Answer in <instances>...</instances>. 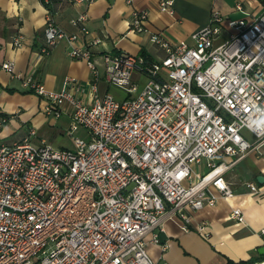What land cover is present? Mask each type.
Masks as SVG:
<instances>
[{
	"label": "built area",
	"instance_id": "2783aa9c",
	"mask_svg": "<svg viewBox=\"0 0 264 264\" xmlns=\"http://www.w3.org/2000/svg\"><path fill=\"white\" fill-rule=\"evenodd\" d=\"M173 3L161 0L158 9L172 16ZM235 9L245 18L225 21L213 10L191 45L148 31L164 52L149 68L151 76L141 72V55L125 53L103 55L101 75L89 49L71 46L77 36L47 16L41 54L67 41L71 59L84 60L91 72L92 100L82 102L75 79L66 78L57 92L30 75L21 79L44 101L45 114L58 119L69 107L73 147L34 144L35 128L0 146V264H154L147 247L167 249L159 237L164 218L181 219L187 231L186 211L234 196L225 173L264 144V10L249 19L241 4ZM147 21V12L133 10L128 32L147 31ZM86 22L80 14L72 24L87 35ZM225 26L231 32L224 36ZM102 43L90 41L92 47ZM12 45L20 48L21 38ZM0 70L15 77L10 61ZM102 79L125 97L100 94ZM8 120L0 117V128ZM78 129L86 137H74ZM244 185L250 195L264 197V187ZM230 219L244 222L240 209ZM196 230L208 237L205 224Z\"/></svg>",
	"mask_w": 264,
	"mask_h": 264
},
{
	"label": "crops",
	"instance_id": "0c3cea01",
	"mask_svg": "<svg viewBox=\"0 0 264 264\" xmlns=\"http://www.w3.org/2000/svg\"><path fill=\"white\" fill-rule=\"evenodd\" d=\"M160 1L132 0L129 5L126 0H54L49 10L42 0H0V63L12 62L15 73L12 77L0 70V117L9 119L0 128V146L21 141L28 135L29 127H34L38 133L31 139L34 144L41 141L47 143L42 136L46 132L57 129L63 134L69 130V107L62 109L58 119L45 114L44 101L22 87L24 76H32L45 89L54 92L63 88L66 78L75 79L83 90L79 98L83 103L91 102V72L84 60L71 59V46L80 50L89 49L92 61L102 75L103 55L106 53L136 56L143 51L153 61L161 60L164 52L149 41V32H160L170 41H185L191 45V36L208 25L213 10L219 11L225 21L245 18L236 11V4L243 6L249 19L264 10L259 0H174V13L169 16L159 11ZM133 10L148 13L147 31L128 32ZM49 14L62 31L76 35L77 39L71 46L65 40L59 41L47 55H43V29ZM80 14L87 16V35L72 24ZM224 29V36L231 32L226 26ZM16 36L21 38L20 48L12 45ZM95 37L103 39V43L92 47L90 41ZM134 79L138 81L141 78L134 74ZM112 88L121 91L107 85L103 79L99 83L100 94L110 93ZM121 92L124 96L118 97L119 100L125 97V93ZM21 129L28 130L16 135ZM9 136L16 137L7 141ZM74 137H86V132L78 129ZM257 177L264 178V144L236 161L225 173L224 179L234 191L232 198L219 199L211 208L186 211L191 221L187 231L182 230L181 219L164 218L159 237L161 242H167L168 247L162 250L158 245H148L147 253L153 263L226 264L230 260L234 263L254 261V264H263L260 261L264 254L260 251L264 247L261 238L264 234V197L250 195L244 185L251 182L264 187V183L257 182ZM233 209H240L243 223L230 219ZM202 224L206 225L207 238L196 230V226Z\"/></svg>",
	"mask_w": 264,
	"mask_h": 264
},
{
	"label": "rangeland",
	"instance_id": "374dc122",
	"mask_svg": "<svg viewBox=\"0 0 264 264\" xmlns=\"http://www.w3.org/2000/svg\"><path fill=\"white\" fill-rule=\"evenodd\" d=\"M110 93L115 96L116 98L118 97H123L124 94L115 89V88H112ZM27 128V127H26ZM30 129L31 128H34V127H29ZM28 130V129H27ZM26 129H21L20 132H18L16 135H19L21 132H24V131H27ZM46 130V129H45ZM37 132V131H36ZM38 134V133H37ZM80 135V134H79ZM241 135L248 141H252V137L250 136V134L246 131V130H242L241 131ZM43 138H45L46 142H47V145L53 147V148H72L73 147V143H72V138L70 135H68V132L67 133H63V134H60L57 129L54 130V132L52 131H49V132H46L44 133L43 135ZM16 136H9L7 137V141L8 140H13V138H15ZM234 159V158H233Z\"/></svg>",
	"mask_w": 264,
	"mask_h": 264
},
{
	"label": "trees",
	"instance_id": "16d2710c",
	"mask_svg": "<svg viewBox=\"0 0 264 264\" xmlns=\"http://www.w3.org/2000/svg\"><path fill=\"white\" fill-rule=\"evenodd\" d=\"M259 2L264 6V0H259ZM54 0H48L45 2V0H42V4L45 6L47 9H51V6L53 5ZM140 55L144 58V65L141 69V72L145 76H151L149 73V68H152V65L155 64V61H153L145 52H141ZM8 119V117H5ZM262 260L260 262H264V257L261 258ZM226 264H254V261H248V262H239V263H234L230 260H227ZM261 264V263H260Z\"/></svg>",
	"mask_w": 264,
	"mask_h": 264
},
{
	"label": "water",
	"instance_id": "95a60500",
	"mask_svg": "<svg viewBox=\"0 0 264 264\" xmlns=\"http://www.w3.org/2000/svg\"><path fill=\"white\" fill-rule=\"evenodd\" d=\"M257 182L260 184L264 183V178L263 177H257ZM262 240L264 241V234L261 236ZM261 254H264V247L263 249L260 251Z\"/></svg>",
	"mask_w": 264,
	"mask_h": 264
}]
</instances>
